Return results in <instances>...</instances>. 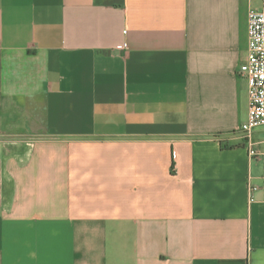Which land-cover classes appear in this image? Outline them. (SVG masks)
Masks as SVG:
<instances>
[{"label": "crops", "instance_id": "obj_1", "mask_svg": "<svg viewBox=\"0 0 264 264\" xmlns=\"http://www.w3.org/2000/svg\"><path fill=\"white\" fill-rule=\"evenodd\" d=\"M262 8L0 0V264H264Z\"/></svg>", "mask_w": 264, "mask_h": 264}, {"label": "built area", "instance_id": "obj_2", "mask_svg": "<svg viewBox=\"0 0 264 264\" xmlns=\"http://www.w3.org/2000/svg\"><path fill=\"white\" fill-rule=\"evenodd\" d=\"M248 36V58L241 64L239 70L249 85V115L247 121L241 126L246 138H249L255 128L264 126V8L250 11ZM248 151L252 158H260L264 161V154L257 151L251 142L248 144ZM257 188L254 185L249 186L252 201L254 200L252 193Z\"/></svg>", "mask_w": 264, "mask_h": 264}]
</instances>
